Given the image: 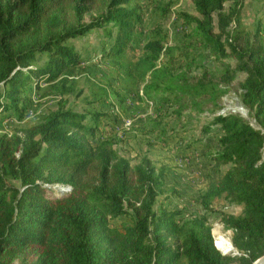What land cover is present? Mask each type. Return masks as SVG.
<instances>
[{"label":"trees","instance_id":"16d2710c","mask_svg":"<svg viewBox=\"0 0 264 264\" xmlns=\"http://www.w3.org/2000/svg\"><path fill=\"white\" fill-rule=\"evenodd\" d=\"M191 1L198 15L181 13L215 60L201 58V68L181 75L163 64L153 75L170 77L174 93L166 100L175 115L185 106L211 112L202 129L216 131L219 148L210 156L226 166L199 202L213 210L214 199L239 207L217 211L239 252L215 246L203 211L181 220L178 209L155 207L164 175L148 155L133 161L112 138L94 140L109 108L77 110L61 100L21 133L0 132V264H250L264 253V20L247 28L244 0ZM139 7V0H0V120L23 118L33 101L29 85L66 88L83 60L70 38L112 23V43L101 55H122ZM160 9L164 15L169 7ZM90 12L95 16L85 20ZM157 34L144 43L152 65L164 46ZM226 56L244 72L239 87ZM229 90L257 125L236 111L215 112ZM45 183L69 188L54 192ZM119 216L129 220L112 224ZM215 234L223 235L218 225Z\"/></svg>","mask_w":264,"mask_h":264},{"label":"rangeland","instance_id":"374dc122","mask_svg":"<svg viewBox=\"0 0 264 264\" xmlns=\"http://www.w3.org/2000/svg\"><path fill=\"white\" fill-rule=\"evenodd\" d=\"M139 3L137 9L141 17L136 21L133 37L122 55H101L102 47L107 49L112 43L113 36L108 35V31L113 33L116 29L112 23L70 38L68 41L80 51L83 60L75 67L76 73L65 82L66 88L55 86L54 81H43L40 89L29 85L33 97L31 107L20 120L13 117L0 120V132L15 129L21 133L22 128L38 121L40 115L56 108L61 100L65 107L77 110L109 108L110 116L100 121L94 140L112 138L115 148L133 161L148 155L157 167L162 168L164 175L163 192L157 196L155 207L178 209L177 218L181 217V220L203 211L219 247L218 238L225 236L230 240L232 230L223 226L217 211L237 213L239 207L223 199H214L213 210L204 208L199 202L201 192L226 166V163L217 164L210 156L219 148L216 131L202 129L211 119V112L185 106L181 107L180 115H175L166 100L167 94L172 97L174 93L170 90V77L166 73L153 75L155 67L163 64L174 75L183 74L188 66L196 71L201 58L205 61L210 58L213 63L215 56L208 54L193 24L186 22L181 13L189 17L198 15L191 0H139ZM163 5L169 7L164 15L160 9ZM95 14L87 13L84 19L89 20ZM241 15L244 25L252 28L258 17L264 20V0H244ZM157 31L164 46L152 65L143 58L146 54L144 43ZM38 59L42 60L43 56ZM225 59L234 66L229 73L231 83L239 87L244 72L235 69V60L231 56ZM229 110L241 113L257 125L240 95L233 90L221 95L220 107L215 112ZM126 117L132 119L130 125L125 123ZM45 184L54 192L69 188L67 184ZM128 220L126 216H119L111 219V223L120 225ZM216 225L223 235L216 236ZM233 250L238 251L234 245Z\"/></svg>","mask_w":264,"mask_h":264},{"label":"bare ground","instance_id":"6f19581e","mask_svg":"<svg viewBox=\"0 0 264 264\" xmlns=\"http://www.w3.org/2000/svg\"><path fill=\"white\" fill-rule=\"evenodd\" d=\"M214 231H215V228H214ZM218 240H219V247L222 251H232L233 250V245L231 244L230 240L227 237L220 236Z\"/></svg>","mask_w":264,"mask_h":264},{"label":"water","instance_id":"95a60500","mask_svg":"<svg viewBox=\"0 0 264 264\" xmlns=\"http://www.w3.org/2000/svg\"><path fill=\"white\" fill-rule=\"evenodd\" d=\"M61 189V188H60ZM64 188H62L61 190H63ZM213 233V232H212ZM232 243V242H231ZM214 244H215V246L221 251V252H223V253H230L231 251H222L217 245H216V243H215V239H214ZM233 252V254H236V253H238V251L237 250H233L232 251ZM250 264H264V253L263 254H261L260 256H258L255 260H253Z\"/></svg>","mask_w":264,"mask_h":264},{"label":"built area","instance_id":"2783aa9c","mask_svg":"<svg viewBox=\"0 0 264 264\" xmlns=\"http://www.w3.org/2000/svg\"><path fill=\"white\" fill-rule=\"evenodd\" d=\"M125 119V123L126 124H128V125H130V123H131V118H129V117H126V118H124ZM129 119V120H128Z\"/></svg>","mask_w":264,"mask_h":264}]
</instances>
